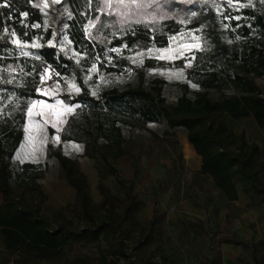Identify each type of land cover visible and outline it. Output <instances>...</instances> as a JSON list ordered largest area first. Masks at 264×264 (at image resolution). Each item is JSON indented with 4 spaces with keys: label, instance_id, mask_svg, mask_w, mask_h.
I'll use <instances>...</instances> for the list:
<instances>
[{
    "label": "trees",
    "instance_id": "obj_1",
    "mask_svg": "<svg viewBox=\"0 0 264 264\" xmlns=\"http://www.w3.org/2000/svg\"><path fill=\"white\" fill-rule=\"evenodd\" d=\"M5 3L8 7H0V264L53 260L64 248L99 238L108 242L106 253L116 262L127 255L130 227L149 242L159 222L158 202L149 221L138 219L142 201L115 166L131 154L125 128L134 133L151 122L164 123V138L186 129L202 158L199 173L228 200L239 199V185L250 199H264L262 150L226 119L253 117L264 127V93L257 82L264 77V0H232L229 26L210 33L209 47L176 61L183 67L192 63L188 80L176 84L174 100L165 93L166 78L157 76L147 86L148 69L169 64L154 53L168 47L172 37L190 35L216 19L208 9L210 0H0ZM17 39L22 47L13 43ZM45 69L49 82L68 81L79 88L58 97L78 104L60 133L62 141L82 144V156L106 166L125 187V198L119 199L101 182L104 212L96 210L79 160L64 154L61 144L49 143L47 158L57 161L60 178L75 189L86 219L82 228L73 226L63 210L52 223L31 199L46 197L40 180L48 163L15 158L25 138L30 101L42 98ZM226 241L247 244L235 237ZM131 263L156 264L154 255Z\"/></svg>",
    "mask_w": 264,
    "mask_h": 264
},
{
    "label": "rangeland",
    "instance_id": "obj_2",
    "mask_svg": "<svg viewBox=\"0 0 264 264\" xmlns=\"http://www.w3.org/2000/svg\"><path fill=\"white\" fill-rule=\"evenodd\" d=\"M208 9L216 14L214 21H209L190 35L175 37L168 47L154 53L155 56L166 59L169 64L149 68L146 84L150 86L151 80L157 76L166 78L169 84L165 93L169 100L176 99L179 93L176 84L188 80L186 69L192 63L189 60L187 66L183 67L177 66L176 61L187 59L197 50L209 47L210 33L220 31L230 24L232 12L229 10L228 0H210ZM164 49L169 51L165 52ZM130 74L131 72L126 77ZM49 78L50 72L47 71L40 90L42 98L30 101L25 138L15 158L20 161L48 163V171L40 180L46 197L41 199L36 194L31 195V199L41 205L52 223H55L56 212L63 210L73 226L82 228L86 226V219L77 205L75 189L60 178L57 161L47 158L49 143L55 146L61 144L64 154L79 160L81 169L87 175L88 192L96 210L104 212L103 208L100 209L104 198L99 190L101 182L119 199L125 198V187L118 183L115 176L108 175L106 166L82 156V144L62 141L60 133L68 117L75 112L76 106L67 104L58 97L67 90L78 92L79 88L68 81L49 82ZM257 82L264 93V77L257 78ZM44 104L48 107H44ZM226 119L236 133L244 131L250 142L258 143L264 157V127L259 126L253 117L233 119L227 116ZM147 127L134 133L125 128L128 138L126 147L131 154L127 158H120L115 166L128 179V187L142 201L136 212L138 219L149 221L156 201L161 206L160 211H165L159 213V222L149 242L142 241L144 237H140L137 227H130V234L125 237L127 255L116 262L106 253L108 242L99 238L91 242L75 243L71 249L64 248L57 252L53 260L32 264H132V259L140 261L144 255H154L156 264H264V199H250L239 185L241 198L230 201L214 187L213 180L208 176L202 177L189 169L187 175L182 177L177 164L183 158H175V138H164V123L151 122ZM150 131L156 132L159 138L155 140ZM177 136H182L181 131L180 135L177 132ZM103 174L107 175L104 180L101 179ZM261 175L264 179V170ZM174 195L175 204L171 207ZM1 200L0 194V202ZM163 207L167 208L164 210ZM118 211H122L120 205ZM113 237V240L118 238ZM227 237L244 239L247 244L241 246L228 243ZM104 255H107L106 261ZM197 258H200L199 261Z\"/></svg>",
    "mask_w": 264,
    "mask_h": 264
},
{
    "label": "crops",
    "instance_id": "obj_3",
    "mask_svg": "<svg viewBox=\"0 0 264 264\" xmlns=\"http://www.w3.org/2000/svg\"><path fill=\"white\" fill-rule=\"evenodd\" d=\"M75 106L77 108L78 107V104H75ZM180 131H181V135H182L181 137L180 136L178 137L176 135V136H173V137H170V138L171 139L175 138V144H176V146H174V150H175L174 153L177 152L176 155H175V158L177 156L183 158L182 162H179V164H177L178 170L180 171L182 177H185L187 175V170H189V169L191 171H194V172L198 173L202 177L203 176H206L204 174H200L199 173V171L201 170V167H202V158L196 152L194 146L189 142L188 136H187V130L186 129H180V130H178L177 132H178L179 135H180ZM127 157H128V155L123 156L122 158H127ZM174 170L175 169L173 168L172 171H174ZM170 172H171V170H170ZM182 182H183V180H182ZM183 188H184V185H182L181 190H183ZM181 194H182V192H181ZM173 198L174 199H172L171 202H170V206L171 207L174 206L173 204H175V199H176L175 198V195L173 196ZM239 198H241V193H240ZM255 200H257V199H255ZM160 207L161 206L159 205V202H158V210H159L158 211V214L159 213H165V211H163V212L160 211V209H161ZM166 208H164V210ZM241 246H244V245H241ZM197 256H198V253H197ZM198 259H200V258H197V261H199Z\"/></svg>",
    "mask_w": 264,
    "mask_h": 264
},
{
    "label": "snow or ice",
    "instance_id": "obj_4",
    "mask_svg": "<svg viewBox=\"0 0 264 264\" xmlns=\"http://www.w3.org/2000/svg\"><path fill=\"white\" fill-rule=\"evenodd\" d=\"M57 2H59V0H52V3H57ZM228 2L229 3H231L232 2V0H228ZM35 6V5H34ZM45 7H47L48 5H47V3H45V5H44ZM0 7H8V4L7 3H5V4H0ZM21 15L23 16V17H25V18H27V16H28V13L27 12H22L21 13ZM94 26V25H93ZM33 27H40V25H33ZM4 31L5 32H7L8 31V29L7 28H5L4 29ZM11 35L12 36H15L16 35V33H15V31H13L12 33H11ZM65 39H67V37H65ZM171 39H176L175 37H172ZM13 43H15V44H17L18 46H23L22 44H21V42H20V40H14L13 41ZM37 47L39 46V45H36ZM114 51H119V49H114ZM163 51H165V52H167V51H169L168 49H164ZM161 58H163V57H161ZM48 71V69H45V72H47ZM93 71H95V69H93ZM41 79L43 80L44 79V77L42 76L41 77ZM42 104H43V102H41ZM36 105L34 104L33 105V107H35ZM44 107H48V105H46V104H44L43 105ZM68 111H71L72 109H67ZM29 115H31V111H29Z\"/></svg>",
    "mask_w": 264,
    "mask_h": 264
}]
</instances>
